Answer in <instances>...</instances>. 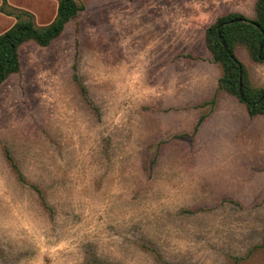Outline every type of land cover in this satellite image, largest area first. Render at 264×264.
Instances as JSON below:
<instances>
[{
  "label": "rangeland",
  "instance_id": "rangeland-1",
  "mask_svg": "<svg viewBox=\"0 0 264 264\" xmlns=\"http://www.w3.org/2000/svg\"><path fill=\"white\" fill-rule=\"evenodd\" d=\"M77 1L0 85V264H264V115L218 87L204 43L256 0ZM7 2L45 25L58 0Z\"/></svg>",
  "mask_w": 264,
  "mask_h": 264
},
{
  "label": "trees",
  "instance_id": "trees-1",
  "mask_svg": "<svg viewBox=\"0 0 264 264\" xmlns=\"http://www.w3.org/2000/svg\"><path fill=\"white\" fill-rule=\"evenodd\" d=\"M82 9L83 4L77 0H58L52 21L38 25L31 12L11 7L7 0H1L0 12L12 16L14 22L0 33V85L20 70L23 45L29 42L49 45ZM204 43L212 61L221 69L218 87L242 103L250 117L264 115V86L254 83L244 60L246 57L252 63H264V0H256L252 18L238 11L218 15L205 28ZM72 69L73 79L84 92L76 65L73 64ZM204 117L202 115L197 124ZM5 155L17 178L23 181L24 176L8 150Z\"/></svg>",
  "mask_w": 264,
  "mask_h": 264
}]
</instances>
